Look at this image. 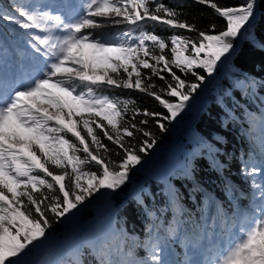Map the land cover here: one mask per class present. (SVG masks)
I'll return each mask as SVG.
<instances>
[{
	"label": "snow or ice",
	"instance_id": "obj_1",
	"mask_svg": "<svg viewBox=\"0 0 264 264\" xmlns=\"http://www.w3.org/2000/svg\"><path fill=\"white\" fill-rule=\"evenodd\" d=\"M193 2L214 9L224 18L225 29L218 34L199 31L196 40L173 34L166 42L155 34L156 28L197 30L181 21L175 8L158 0H84L79 5L82 13L68 0L58 4L15 0L11 11L0 12V19L23 30L14 35L26 39L33 50V67L27 73L12 78L0 75V264H84L82 247H76L67 260L32 257L45 247L54 221L75 217L79 206L97 193L122 189L132 169L142 163L141 154L156 143L151 132L126 119L135 101L113 98L104 91L139 90L153 97L168 114L134 108L132 119L137 114L156 117L158 128L167 131L163 121L175 120L206 80L195 70L211 76L222 58L234 51V41L255 27L259 0H243L234 7H220L213 0ZM106 25L126 27L108 39L95 31ZM148 27L153 31L145 30ZM168 48L170 57L164 54ZM173 67L191 72L196 82L181 79ZM142 69L151 75H142ZM162 73H169L171 81L156 91L152 78L164 81ZM245 83L255 90L254 78ZM97 130L123 150L122 160L111 161L110 149ZM136 132L145 139L138 147L130 146L126 138H134ZM91 163L98 171L85 170ZM243 174L253 190L252 207L233 213L230 223L226 213H219L224 219L218 243L211 236L207 245L203 237L192 243L185 238V258L170 259L167 241L176 240L179 233V226L170 224L163 236L156 229L147 243L138 245L144 248V257L129 249L124 260L102 254L98 264H264V160L259 165L245 163ZM171 195L170 204L178 201V193ZM137 203H142L139 196ZM148 231L153 233V228ZM189 248L196 252L189 254Z\"/></svg>",
	"mask_w": 264,
	"mask_h": 264
},
{
	"label": "trees",
	"instance_id": "obj_2",
	"mask_svg": "<svg viewBox=\"0 0 264 264\" xmlns=\"http://www.w3.org/2000/svg\"><path fill=\"white\" fill-rule=\"evenodd\" d=\"M158 2L175 8L180 13L178 18L194 25L197 30L161 31L159 27L156 28L155 34L161 36L166 42H169L173 34L196 40L199 31L218 34L225 29L224 18L208 5L194 3L193 0H158ZM213 2L220 7H234L241 4L243 0H213ZM12 3V0H0V12L5 9L11 11ZM7 25L12 24L0 19V27L6 28ZM213 25H215L214 31H212ZM145 30L153 31L151 27ZM252 34L255 36V42H253ZM262 42H264V0H259L254 29H250V33L234 41V51L228 54L227 59L222 58L211 76H207L202 69L195 70L205 75L206 80L192 94L187 107L175 120L163 121L167 131H161L158 128L156 117L137 114L135 119H132L134 108L168 114L167 109L153 97L138 90L104 91L105 95L113 98L134 100L135 104L129 106L126 119L130 123H135L138 128L151 132L156 138V143L146 154H141L142 163L132 169L129 173L130 179L122 186V189L106 194L107 199H104L105 195L96 194L94 200L86 204L79 214L80 226L90 221L99 208L114 209L115 224L121 233V238L125 241L126 249H133L136 257L142 258L146 255L144 248L128 247L130 239L137 237L141 240V244L147 243L149 236L153 235L156 229L164 235V229L173 224L175 204L180 205L183 212V215L179 214L181 221L179 235L181 236H178L176 240H169L167 245L174 248L178 261H182L185 258L181 246L183 237H190L193 242L201 240L206 235L213 237L215 230L221 233L224 217L219 214L220 212L226 213L231 220L233 213L251 209L253 190L250 180L243 174V167L245 163L259 165L262 161L252 150L247 136L248 116L258 111L261 104L260 95L264 94ZM164 54L170 57V48L165 49ZM141 71L142 75H151L150 70L142 69ZM173 71L181 79L190 83L196 82L191 72L184 73L175 67ZM162 75L165 76L164 81L158 77L152 78L156 91L166 87V81H171L169 73H162ZM248 76L256 80L255 90L250 89L245 83ZM163 98L176 99L166 95ZM144 120L148 123L142 124L141 121ZM97 134L110 149L108 156L111 161L122 160L123 150L103 137L102 131L97 130ZM143 139H145L143 133L136 132L134 138H126V143L138 147ZM79 154L83 158L84 154L82 152ZM160 163V169L167 173L173 192L178 193L179 199L176 203H169L167 185L152 175L153 169ZM177 163L186 166L188 172L175 168ZM84 167L87 171H98L94 163L86 164ZM50 170L59 172L51 167ZM146 178L148 180L139 190L144 204L137 203V196L131 194V188L134 183L142 182ZM48 194L52 195V193ZM150 212H154L155 215L150 216ZM216 213L219 216L218 225L216 229H213L212 218ZM48 215L51 217L50 213ZM70 219L66 217L63 218V222L54 221L48 229L49 236L60 241L54 254H61L63 260L70 258L71 248L75 244L73 235L78 229ZM150 227L153 228V233L148 231ZM77 246L84 249L81 257L84 264H98L100 255L95 253L90 244L79 240ZM102 253L117 260L116 255L108 254L105 248ZM37 256L38 250L32 258L36 260Z\"/></svg>",
	"mask_w": 264,
	"mask_h": 264
},
{
	"label": "rangeland",
	"instance_id": "obj_3",
	"mask_svg": "<svg viewBox=\"0 0 264 264\" xmlns=\"http://www.w3.org/2000/svg\"><path fill=\"white\" fill-rule=\"evenodd\" d=\"M15 1V0H14ZM123 27H125V25H118V26H112V25H106L105 27H102V28H98V29H96L95 31L97 32V33H101V34H103L106 38H108V39H112V37L111 36H116V35H118L119 34V30H121ZM14 31H19V32H22V30H16V29H14ZM19 32H16V33H19ZM15 33V32H14ZM39 34H42V33H39ZM106 35H108V36H106ZM111 35V36H110ZM22 41H23V43L25 44V46H26V50H24L23 51V53H22V55L24 54V55H26V56H28V55H31L32 53H33V50L30 48V45L27 43V40L26 39H23V38H20ZM86 51H89V50H86ZM13 55H14V53H13V51L12 50H8V51H1L0 52V57H5V59L6 60H8V61H12V62H14L15 60H14V58H13ZM261 100L264 102V96L262 95L261 96ZM252 143H253V145L256 147V149H257V151H258V155L259 156H261L263 159H264V154H263V152H260L259 151V146H260V144H261V141H263V139H259L258 137H252ZM261 154V155H260ZM147 180V179H146ZM146 180H144V181H146ZM97 194H100V193H97ZM96 195V194H95ZM95 195L93 196V197H91L92 199H90V200H87V201H85V204L84 205H81V206H79V208H78V210L76 211V215H75V217H73V224L74 225H79V220H78V213H79V211L86 205V204H88L89 202H92L94 199V197H95ZM101 195V194H100ZM104 199H107V197H106V194H105V197H104ZM173 202H177V201H175V200H173ZM100 209V210H99ZM98 210L99 211H97V215L98 214H100V213H102V212H107L106 210H108L109 208H99ZM174 210H173V214H174V217H175V215L176 214H180V212L182 211V207L180 206V205H177V204H175V206H174V208H173ZM214 220H215V218H214ZM91 222V221H90ZM89 222V223H90ZM88 223V224H89ZM87 225V224H86ZM85 225V226H86ZM179 226V231H180V229H181V227H180V224H179V222H177V221H175V220H173V224H172V226L173 227H175V226ZM85 226L81 229H79V231L78 232H82L83 231V229L85 228ZM159 234L161 235V236H163V234H161V232H159ZM82 238L84 239V240H86V242L87 243H90L91 245H104L106 248H108V249H111V250H113V247L112 246H110L108 243H103L102 241H101V239L98 237V232H96V231H90V232H85V234L82 236ZM184 240H185V238L183 239V242H184ZM187 241L190 243V240L189 239H187ZM183 242H182V244H183ZM51 244V247L53 248L54 246H55V242L51 239V238H49L48 237V240H47V242H46V244ZM136 243L135 242H131V244L129 243V245L130 246H133V245H135ZM46 246V245H45ZM184 247V246H183ZM52 248H49V253H48V255H46V256H42V251H44L45 250V247L44 248H41L40 249V251L39 252H42L41 253V255L38 257V259H37V261H42V260H55V259H53V256H52V254H51V251H52ZM188 251H190L192 254L194 253V251L191 249V248H189L188 249ZM41 257H42V259H41ZM193 258H195V259H202L203 258V256H201V255H196V256H194ZM41 259V260H40Z\"/></svg>",
	"mask_w": 264,
	"mask_h": 264
},
{
	"label": "bare ground",
	"instance_id": "obj_4",
	"mask_svg": "<svg viewBox=\"0 0 264 264\" xmlns=\"http://www.w3.org/2000/svg\"><path fill=\"white\" fill-rule=\"evenodd\" d=\"M263 144H264V142H263ZM100 219H101V216H97L95 219H94V221H92L91 223H89L88 224V226L86 227V229H85V232H90V231H96V232H98V234L99 235H103V236H105V234L104 233H102V229H103V227H102V224H101V222H100ZM99 222H100V224H99ZM49 246H46V248H45V250L43 251V253H42V256L44 257V256H46V255H48V253H49ZM41 259H42V257H41ZM40 259V260H41Z\"/></svg>",
	"mask_w": 264,
	"mask_h": 264
}]
</instances>
